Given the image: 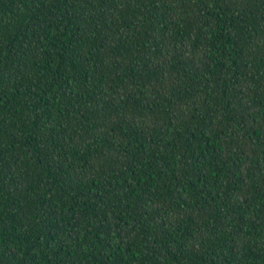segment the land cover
<instances>
[{
  "label": "trees",
  "instance_id": "trees-1",
  "mask_svg": "<svg viewBox=\"0 0 264 264\" xmlns=\"http://www.w3.org/2000/svg\"><path fill=\"white\" fill-rule=\"evenodd\" d=\"M0 264H264V0H0Z\"/></svg>",
  "mask_w": 264,
  "mask_h": 264
}]
</instances>
